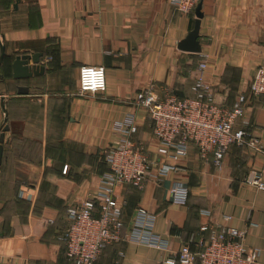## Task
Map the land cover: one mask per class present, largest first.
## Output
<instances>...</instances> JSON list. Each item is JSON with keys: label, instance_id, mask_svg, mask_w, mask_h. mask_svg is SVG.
<instances>
[{"label": "crops", "instance_id": "0c3cea01", "mask_svg": "<svg viewBox=\"0 0 264 264\" xmlns=\"http://www.w3.org/2000/svg\"><path fill=\"white\" fill-rule=\"evenodd\" d=\"M202 2V50L194 53L178 44L194 28L195 10L176 12L170 0L8 1L0 16L7 73L0 79V127L9 126L0 164V257L9 264H74L58 239L68 225L66 207L98 195L106 150L121 138L115 125L133 114V140L159 159L152 121L137 96L149 88L159 97L192 95L204 60L219 103L231 106L248 94L247 115L262 151L233 145L218 168L191 144L178 160L185 172L161 183L150 178L143 189L117 187L125 202L122 238L96 264H161L203 223L225 215L230 225L250 228L245 244L260 249L264 262V191L245 182L251 169L264 174V97L249 93L264 63V0ZM35 52L43 53L45 73L14 79L16 55ZM83 65L104 67L106 91L79 94ZM18 86L29 92L18 93ZM175 179L190 189L185 205L171 202ZM139 209L149 214L153 232L169 240L168 249L130 238Z\"/></svg>", "mask_w": 264, "mask_h": 264}, {"label": "built area", "instance_id": "2783aa9c", "mask_svg": "<svg viewBox=\"0 0 264 264\" xmlns=\"http://www.w3.org/2000/svg\"><path fill=\"white\" fill-rule=\"evenodd\" d=\"M199 1L170 0V3L176 12L189 14ZM207 67L205 60L198 64L199 73L192 84L190 96L169 93L159 97L153 88L138 94L135 103L147 110L152 121L159 159H154L140 143L133 140L132 136L138 131L133 114L115 125L121 138L115 147L106 150L108 170L102 176L98 195L66 207L68 225L58 239L64 243L67 256L74 264H96L102 252L122 238L125 202L117 197V187L129 185L143 189L150 178L161 183L173 174L185 172L178 160L188 154L191 144L195 145L204 163L218 168H221L232 145L262 151L259 138L251 131L252 124L247 115L248 94L240 93L231 106L219 103L212 84L206 78ZM106 88L104 67L83 65L80 68V95L104 92ZM249 93L264 97V63L259 65L249 85ZM245 182L264 191V174L260 170L251 169ZM169 192L173 204L188 203L190 189L182 180L172 181ZM204 212L211 214L210 211ZM138 213L137 225L128 237L168 249L169 240L153 232L147 211L139 209ZM231 218L225 215L222 222L203 223L196 235H191L179 250L164 257L161 264H264L260 260V249L245 244L250 228L240 229L230 225ZM0 264L9 263L0 257Z\"/></svg>", "mask_w": 264, "mask_h": 264}, {"label": "water", "instance_id": "95a60500", "mask_svg": "<svg viewBox=\"0 0 264 264\" xmlns=\"http://www.w3.org/2000/svg\"><path fill=\"white\" fill-rule=\"evenodd\" d=\"M202 4L203 2L201 0L195 8L196 20L194 28L188 33L185 39L179 42L178 48L180 50L194 53H200L202 50L199 40L201 19L203 17ZM3 39L4 36L0 30V68L6 56V46L3 42ZM42 57L43 53L41 52L16 55L12 63L13 78L19 80L43 75L45 73L46 66L40 63ZM17 90L20 94L29 92V88L26 86H18ZM8 129L9 126L7 124H4L2 127H0V164L2 160L5 133L8 131Z\"/></svg>", "mask_w": 264, "mask_h": 264}, {"label": "trees", "instance_id": "16d2710c", "mask_svg": "<svg viewBox=\"0 0 264 264\" xmlns=\"http://www.w3.org/2000/svg\"><path fill=\"white\" fill-rule=\"evenodd\" d=\"M8 1L9 0H0V11H1V9L6 8L9 5ZM4 65H5V59H4L2 65H1V68H0V79H6L7 73H6Z\"/></svg>", "mask_w": 264, "mask_h": 264}, {"label": "rangeland", "instance_id": "374dc122", "mask_svg": "<svg viewBox=\"0 0 264 264\" xmlns=\"http://www.w3.org/2000/svg\"><path fill=\"white\" fill-rule=\"evenodd\" d=\"M4 10H5V8L1 9V11H0V16H1L2 12H4ZM0 18H1V17H0Z\"/></svg>", "mask_w": 264, "mask_h": 264}]
</instances>
